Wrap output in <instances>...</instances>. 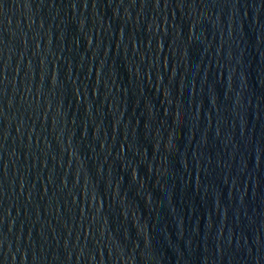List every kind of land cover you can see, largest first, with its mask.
<instances>
[{
	"label": "water",
	"instance_id": "water-1",
	"mask_svg": "<svg viewBox=\"0 0 264 264\" xmlns=\"http://www.w3.org/2000/svg\"><path fill=\"white\" fill-rule=\"evenodd\" d=\"M0 264H264V0H0Z\"/></svg>",
	"mask_w": 264,
	"mask_h": 264
}]
</instances>
